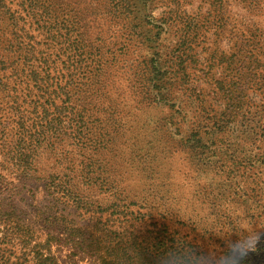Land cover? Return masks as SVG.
I'll use <instances>...</instances> for the list:
<instances>
[{"label":"rangeland","instance_id":"obj_1","mask_svg":"<svg viewBox=\"0 0 264 264\" xmlns=\"http://www.w3.org/2000/svg\"><path fill=\"white\" fill-rule=\"evenodd\" d=\"M132 1L138 8L111 30L135 45L123 61L139 67L148 97L129 96L113 127L95 123L90 147L61 143L76 153L72 167L97 177V191L86 192L95 208L56 202L46 182L55 158L35 176L0 156V199L14 201L19 218L52 213L86 233L99 227L162 236L160 224L168 223L175 235L219 255L237 237L264 231V0ZM11 8L38 35L16 1ZM53 251L62 264L96 258L68 244Z\"/></svg>","mask_w":264,"mask_h":264},{"label":"trees","instance_id":"obj_2","mask_svg":"<svg viewBox=\"0 0 264 264\" xmlns=\"http://www.w3.org/2000/svg\"><path fill=\"white\" fill-rule=\"evenodd\" d=\"M15 1L38 35L22 25L11 8ZM138 5L132 0H0V156L35 176L48 167L44 160L55 158L57 166L46 182L56 202L93 207L88 193L100 185L88 167H72L76 153L63 150L61 143L68 139L80 147L97 139L95 123L113 127L120 117L117 108L129 96L148 97L139 67H125L123 61L135 45L129 35L111 30ZM130 34L137 40L143 36ZM249 42L256 44L255 36ZM198 127L207 129V120ZM3 203L0 199V264H62L53 247L66 244L96 257L89 264H152L160 247L192 244L170 231L168 223L160 224L162 236L127 237L99 227L86 233L73 221L67 225L74 228L67 229L65 220L52 213L19 218L14 201Z\"/></svg>","mask_w":264,"mask_h":264},{"label":"clouds","instance_id":"obj_3","mask_svg":"<svg viewBox=\"0 0 264 264\" xmlns=\"http://www.w3.org/2000/svg\"><path fill=\"white\" fill-rule=\"evenodd\" d=\"M219 255L204 252L198 246L176 241L158 251L152 264H255L264 258V231L254 229L244 238L232 240Z\"/></svg>","mask_w":264,"mask_h":264}]
</instances>
